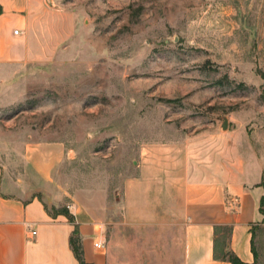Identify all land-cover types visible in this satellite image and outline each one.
Masks as SVG:
<instances>
[{"label": "rangeland", "instance_id": "rangeland-1", "mask_svg": "<svg viewBox=\"0 0 264 264\" xmlns=\"http://www.w3.org/2000/svg\"><path fill=\"white\" fill-rule=\"evenodd\" d=\"M48 10L33 59L0 63V167L14 180L25 144L58 139L69 150L61 187L118 200L147 142L264 116V0H53Z\"/></svg>", "mask_w": 264, "mask_h": 264}, {"label": "crops", "instance_id": "crops-1", "mask_svg": "<svg viewBox=\"0 0 264 264\" xmlns=\"http://www.w3.org/2000/svg\"><path fill=\"white\" fill-rule=\"evenodd\" d=\"M51 3L0 0V63L33 59L29 40L46 28ZM138 153L112 201L95 186L72 195L61 187L69 154L61 140L25 144L23 174L14 180L0 167V264H79L75 228L87 264H230L214 258L220 225L230 227L228 247L242 262L254 263L252 243H260L264 264V116L248 110L226 131L147 142Z\"/></svg>", "mask_w": 264, "mask_h": 264}, {"label": "trees", "instance_id": "trees-1", "mask_svg": "<svg viewBox=\"0 0 264 264\" xmlns=\"http://www.w3.org/2000/svg\"><path fill=\"white\" fill-rule=\"evenodd\" d=\"M262 185L264 186V180L262 181ZM264 205V196L260 200V211L264 212L263 209ZM56 213L64 214L69 220L72 221V215L68 212L66 207L57 209ZM256 227H254L255 229ZM230 235V227L226 225H220L215 227V233H214V258L226 260L230 264H247L242 262L228 247V237ZM78 231L77 228H75L72 232V235L70 236V245L71 248L79 262V264H87L82 256V251L80 247V241H79ZM263 250V247H262ZM252 252L254 255V263L257 264L260 258V254L258 250L255 248V246L252 243Z\"/></svg>", "mask_w": 264, "mask_h": 264}, {"label": "built area", "instance_id": "built-area-1", "mask_svg": "<svg viewBox=\"0 0 264 264\" xmlns=\"http://www.w3.org/2000/svg\"><path fill=\"white\" fill-rule=\"evenodd\" d=\"M14 33H18V29H14ZM103 242H100V241H95L94 243H93V245L95 246V247H97V248H100V247H103Z\"/></svg>", "mask_w": 264, "mask_h": 264}, {"label": "water", "instance_id": "water-1", "mask_svg": "<svg viewBox=\"0 0 264 264\" xmlns=\"http://www.w3.org/2000/svg\"><path fill=\"white\" fill-rule=\"evenodd\" d=\"M226 124H227V120H226V119H224V121H223V123H222V127H225V126H226Z\"/></svg>", "mask_w": 264, "mask_h": 264}]
</instances>
